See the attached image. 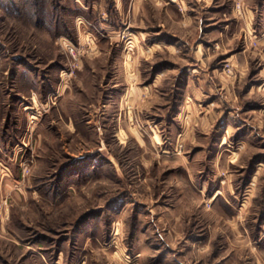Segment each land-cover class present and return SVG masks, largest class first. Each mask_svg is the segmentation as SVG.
I'll return each mask as SVG.
<instances>
[{
	"label": "rangeland",
	"instance_id": "rangeland-1",
	"mask_svg": "<svg viewBox=\"0 0 264 264\" xmlns=\"http://www.w3.org/2000/svg\"><path fill=\"white\" fill-rule=\"evenodd\" d=\"M0 264H264V0H0Z\"/></svg>",
	"mask_w": 264,
	"mask_h": 264
},
{
	"label": "built area",
	"instance_id": "built-area-1",
	"mask_svg": "<svg viewBox=\"0 0 264 264\" xmlns=\"http://www.w3.org/2000/svg\"><path fill=\"white\" fill-rule=\"evenodd\" d=\"M237 8H240V5H239V3L237 2V6H236Z\"/></svg>",
	"mask_w": 264,
	"mask_h": 264
},
{
	"label": "bare ground",
	"instance_id": "bare-ground-1",
	"mask_svg": "<svg viewBox=\"0 0 264 264\" xmlns=\"http://www.w3.org/2000/svg\"><path fill=\"white\" fill-rule=\"evenodd\" d=\"M25 108H29L28 106H25Z\"/></svg>",
	"mask_w": 264,
	"mask_h": 264
}]
</instances>
